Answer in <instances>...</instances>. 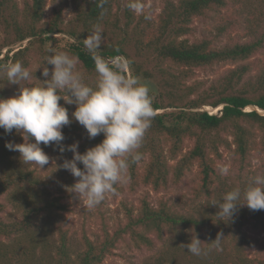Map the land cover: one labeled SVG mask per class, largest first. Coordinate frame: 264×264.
<instances>
[{
	"label": "trees",
	"instance_id": "16d2710c",
	"mask_svg": "<svg viewBox=\"0 0 264 264\" xmlns=\"http://www.w3.org/2000/svg\"><path fill=\"white\" fill-rule=\"evenodd\" d=\"M70 2V18L66 6L55 3L47 18L48 0H24L22 4L19 0H0V64L21 62L34 74L33 81L22 84L37 85L45 79L43 69L38 67L49 54L48 46L55 43L56 50L78 58L79 70L94 86V55L108 62L129 61L124 66L125 74L148 85L155 110L139 149L142 159L131 164L127 172L133 189L143 185L158 192L170 182L179 186L197 167L194 194L197 198L210 196L220 181L218 168L226 153L242 170L251 167L255 153H259L264 172V30L252 29L250 41L228 42L222 47L209 38L191 41L188 36L193 33L194 20L220 13L228 7V0H165L158 21L148 14H135L142 0H127L122 18L121 0ZM65 3L68 5V0ZM97 26L102 37L93 53L85 47V38ZM59 39L66 43L60 46ZM259 53L263 58H257ZM226 63L234 67L217 81L190 83L197 69ZM44 66L50 71L53 67ZM4 83L0 98L18 94V85L7 80ZM59 103L67 108L71 120L62 129L66 147L78 142L84 127L72 118L76 107L63 99ZM103 139V134L87 137L79 143L78 151L84 153ZM187 141L193 142L188 150ZM6 142L20 143V134L15 130L6 134L0 128V198L8 196L15 210L14 217L6 222L0 202V264H104L128 233L138 248L153 250L161 244L160 259L168 257L170 264L181 262L168 247L185 253V260L186 256L195 257L184 246L195 235L202 241L200 264H255L249 252L257 247L264 251V241L241 229L244 222L253 221L264 233V210L239 206L233 219L225 221L210 210L184 214L163 202L153 207L146 198L141 201L139 214L129 211L127 224L114 234L104 228L100 239L85 236L75 246L69 230L61 225L62 213L68 209L64 199L52 196L50 191L54 181H46L31 170L18 151L5 147ZM41 147L62 161L73 155L67 150L61 153L54 144ZM217 234L223 237L219 249L212 242ZM187 261L194 264L189 258Z\"/></svg>",
	"mask_w": 264,
	"mask_h": 264
},
{
	"label": "clouds",
	"instance_id": "9594fccd",
	"mask_svg": "<svg viewBox=\"0 0 264 264\" xmlns=\"http://www.w3.org/2000/svg\"><path fill=\"white\" fill-rule=\"evenodd\" d=\"M101 37L102 32L97 26L92 35L85 38V47L95 53ZM47 52L49 54L38 67L43 69L45 79L39 80L37 85L22 84L30 82L34 74L21 62L0 64V74L6 77L7 83L19 86L18 94L0 98V128L6 134L15 130L24 141L6 142L5 147L18 151L25 164L41 169L51 159L41 144H54L61 153L72 152L71 159L55 164L56 169H65L77 178L68 189L79 202L92 209L109 194L116 195V185L124 182L131 164L142 159L139 149L155 117L153 97L147 84L134 75L125 74L124 66L129 61L108 62L94 55L97 80L93 86L79 70L77 57L53 47ZM45 63L53 66L51 71ZM62 99L76 106L72 118L86 129L89 139L103 134L101 143L84 153L78 151V142L66 147L62 144L65 139L62 129L71 123L67 108L59 103ZM220 171L227 174L229 169L223 167ZM241 195V190L235 188L225 193L220 201L213 202L212 205L218 208L217 215L230 220L239 206H247L253 211L264 210V175L250 177L243 192V204L239 202ZM222 239V235L217 234L212 241L218 249ZM201 244L195 235L184 246L199 256L203 252Z\"/></svg>",
	"mask_w": 264,
	"mask_h": 264
},
{
	"label": "rangeland",
	"instance_id": "374dc122",
	"mask_svg": "<svg viewBox=\"0 0 264 264\" xmlns=\"http://www.w3.org/2000/svg\"><path fill=\"white\" fill-rule=\"evenodd\" d=\"M24 0H19L22 4ZM177 1V0H174ZM66 5L65 0H48L47 18L52 15L53 4H64L68 18L72 16V5L68 0ZM120 16L122 18L123 7L126 5L127 0H121ZM165 0H142V5L135 9L136 15L148 14L151 19L158 21L159 16L164 8ZM117 10V9H116ZM193 33L188 36L191 41L203 40L209 38L214 40L218 47L224 46L228 42H248L252 37V29L264 30V0H228V7L220 13L213 14L210 17L197 18L193 22ZM223 28V31H222ZM61 37V36H58ZM59 45L63 46L66 41L59 39ZM28 42L24 43L26 46ZM55 49L58 45L51 43ZM257 58H263V54L259 53ZM124 60V59H123ZM126 65V64H125ZM234 64L226 63L219 64L211 68L197 69L194 78L190 83L195 81H206L211 83L220 79ZM36 68V66L34 67ZM127 70V66L125 67ZM254 74L256 72H253ZM6 77L0 75V88L5 85ZM34 79H32L33 81ZM143 83V81H141ZM72 106L76 107L74 104ZM210 112H212L210 110ZM213 113V112H212ZM221 111H216L219 114ZM88 137L86 129L77 137L78 144L83 142ZM23 137L20 135V143H23ZM193 147V142H186V150ZM46 153L45 149H43ZM48 154V153H46ZM50 162L44 166V169L35 165H29L31 170H35L46 181L53 180L54 187L50 188L51 194L54 197H62L63 202L67 206V211L62 213L61 225L64 229L69 230V234L75 246L81 243L83 237L87 236L91 240H98L103 235V229L115 233L119 230L120 226L124 227L128 222V212L133 211L135 215L139 214L141 201L146 198L153 207L159 206L160 203H168L176 210L186 214H201L205 210H210L212 213L218 212V208L213 202L220 201L223 195L235 188L241 190L242 204L245 202L243 199V192L247 188L250 177L261 174L264 175L262 169V157L259 153H255L252 161V166L242 170L240 169L229 154H225L224 159L219 164V183L215 184L212 188L210 196H203L197 198L194 194V188L197 183L196 171L194 167L183 180V183L174 185L170 182L167 188H162L160 191L155 192L151 187L143 185L133 189L128 181L127 174L123 183L118 184L116 195L109 194L106 199L97 207L89 209L76 199L73 193H70L72 186L77 178H74L71 173L65 169L57 168L56 165L62 164V159L48 154ZM56 164V165H55ZM227 167L229 169L227 174H221L220 169ZM0 202L4 205L2 217L6 222L15 215V210L10 206L8 196H2ZM247 207V206H244ZM225 221L226 217H223ZM247 234L252 238L257 239L261 243L264 241V233L261 225L257 222L246 221L241 226ZM169 253H177V260L180 264H190L187 261L189 258L194 264H200L202 257L196 256L184 258L185 253L176 252L175 248H166ZM163 247L157 244L153 250L146 247L138 248L133 242L130 233L125 234L116 245L112 254L107 256L104 264H170L168 257L160 259ZM209 250V249H208ZM249 258L255 264L264 261V251L261 247L254 248L249 252ZM183 258V259H182Z\"/></svg>",
	"mask_w": 264,
	"mask_h": 264
},
{
	"label": "water",
	"instance_id": "95a60500",
	"mask_svg": "<svg viewBox=\"0 0 264 264\" xmlns=\"http://www.w3.org/2000/svg\"><path fill=\"white\" fill-rule=\"evenodd\" d=\"M221 110H222V108H221ZM221 110H220V111H221Z\"/></svg>",
	"mask_w": 264,
	"mask_h": 264
}]
</instances>
